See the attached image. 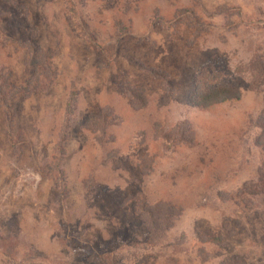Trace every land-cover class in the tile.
I'll return each instance as SVG.
<instances>
[{
    "label": "rangeland",
    "instance_id": "rangeland-1",
    "mask_svg": "<svg viewBox=\"0 0 264 264\" xmlns=\"http://www.w3.org/2000/svg\"><path fill=\"white\" fill-rule=\"evenodd\" d=\"M261 123L264 0H0V264H264Z\"/></svg>",
    "mask_w": 264,
    "mask_h": 264
},
{
    "label": "trees",
    "instance_id": "trees-1",
    "mask_svg": "<svg viewBox=\"0 0 264 264\" xmlns=\"http://www.w3.org/2000/svg\"><path fill=\"white\" fill-rule=\"evenodd\" d=\"M33 53V58L30 60L29 65L32 67V72L30 76H34L36 78L37 74H40L43 70L44 62L42 55L44 54V51H42L40 48L33 46L31 48ZM46 52H49V50H46ZM49 58V57H48ZM151 72H154L153 69H150ZM44 75L48 78L49 75ZM36 83H29L27 82V87L30 89H26L25 92L34 91L36 87ZM193 98L195 99V104L201 108H207L214 104H220L225 102H231L234 100L239 99L240 93L237 89L231 88L226 85H215L212 83V81L207 76H199L196 80V83L193 88L192 92ZM143 98V97H142ZM261 128H264V123H261ZM147 214L149 215V218L152 220L163 219L166 220L169 216V209H167V205L162 206L161 204L155 205V207L151 210V208L145 209ZM150 228V227H149ZM204 237L198 234V237L201 239V242H210V243H218L221 242V235L214 234L212 231H205L203 233ZM105 258V259H104ZM104 258L99 260L98 262H92V264H117L116 260L111 257L110 255H106ZM233 260L234 263H230V261ZM227 264H239V261L236 259H227L223 260ZM228 261V262H226Z\"/></svg>",
    "mask_w": 264,
    "mask_h": 264
}]
</instances>
